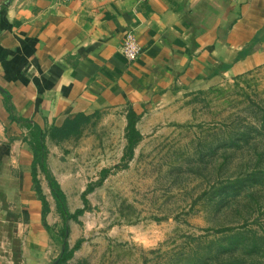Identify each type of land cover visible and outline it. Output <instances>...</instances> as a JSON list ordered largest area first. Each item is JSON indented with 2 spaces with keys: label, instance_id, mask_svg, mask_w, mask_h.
Returning a JSON list of instances; mask_svg holds the SVG:
<instances>
[{
  "label": "crops",
  "instance_id": "0c3cea01",
  "mask_svg": "<svg viewBox=\"0 0 264 264\" xmlns=\"http://www.w3.org/2000/svg\"><path fill=\"white\" fill-rule=\"evenodd\" d=\"M127 32L135 60L121 51ZM263 64L264 0H0V264H52L63 249L39 127L53 151L67 119L110 107L127 118L128 105Z\"/></svg>",
  "mask_w": 264,
  "mask_h": 264
},
{
  "label": "rangeland",
  "instance_id": "374dc122",
  "mask_svg": "<svg viewBox=\"0 0 264 264\" xmlns=\"http://www.w3.org/2000/svg\"><path fill=\"white\" fill-rule=\"evenodd\" d=\"M147 105L130 158L126 107L52 137L68 208L84 209L62 264H264V64Z\"/></svg>",
  "mask_w": 264,
  "mask_h": 264
},
{
  "label": "trees",
  "instance_id": "16d2710c",
  "mask_svg": "<svg viewBox=\"0 0 264 264\" xmlns=\"http://www.w3.org/2000/svg\"><path fill=\"white\" fill-rule=\"evenodd\" d=\"M144 110L138 111V107L130 106L127 113V140H128V146L126 149V153L123 158H130L134 154V148L141 139V132L137 128V122L140 120V118L143 116ZM83 114H80L79 117L74 119H67L65 124L61 126L60 128H57L55 131V135H63V131L65 128L72 123L75 122V120H78L80 116ZM35 137V144H34V152H35V162H39L41 169L46 174L47 180L49 181V185L51 187L52 193L57 201L58 210L61 213L62 218L65 220L64 227H63V249L61 254L57 257V259L54 261H58L56 264H62L66 263L72 256H73V250L78 248L80 242H78L73 249H70L69 241H68V234H69V224L67 221L71 218L75 219L81 214L84 209H77L74 213H71L66 200V195L63 189L61 188L60 183L51 175L49 170L46 166V158H47V150L45 145V134L43 133L41 127L38 128V131L34 135ZM38 186V191H39ZM41 192V190L39 191ZM42 196V195H41ZM42 198L45 201V198L42 196ZM53 264V263H52Z\"/></svg>",
  "mask_w": 264,
  "mask_h": 264
},
{
  "label": "built area",
  "instance_id": "2783aa9c",
  "mask_svg": "<svg viewBox=\"0 0 264 264\" xmlns=\"http://www.w3.org/2000/svg\"><path fill=\"white\" fill-rule=\"evenodd\" d=\"M62 1L70 2L72 0H62ZM121 51L130 60H135L136 58H138V56L141 53V45L133 33L127 32Z\"/></svg>",
  "mask_w": 264,
  "mask_h": 264
},
{
  "label": "water",
  "instance_id": "95a60500",
  "mask_svg": "<svg viewBox=\"0 0 264 264\" xmlns=\"http://www.w3.org/2000/svg\"><path fill=\"white\" fill-rule=\"evenodd\" d=\"M58 261H56V262H53V264H56Z\"/></svg>",
  "mask_w": 264,
  "mask_h": 264
}]
</instances>
